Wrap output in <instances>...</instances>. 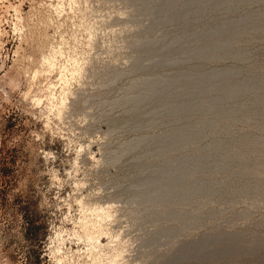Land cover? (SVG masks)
I'll return each instance as SVG.
<instances>
[{
    "label": "rangeland",
    "instance_id": "374dc122",
    "mask_svg": "<svg viewBox=\"0 0 264 264\" xmlns=\"http://www.w3.org/2000/svg\"><path fill=\"white\" fill-rule=\"evenodd\" d=\"M45 263L264 264V0H0V264Z\"/></svg>",
    "mask_w": 264,
    "mask_h": 264
},
{
    "label": "bare ground",
    "instance_id": "6f19581e",
    "mask_svg": "<svg viewBox=\"0 0 264 264\" xmlns=\"http://www.w3.org/2000/svg\"><path fill=\"white\" fill-rule=\"evenodd\" d=\"M57 50V49H56ZM56 52V51H55ZM55 57V56H54ZM51 60H52V58H51ZM54 61V60H53ZM51 63V62H50ZM54 63V62H53ZM79 70V69H78Z\"/></svg>",
    "mask_w": 264,
    "mask_h": 264
},
{
    "label": "trees",
    "instance_id": "16d2710c",
    "mask_svg": "<svg viewBox=\"0 0 264 264\" xmlns=\"http://www.w3.org/2000/svg\"><path fill=\"white\" fill-rule=\"evenodd\" d=\"M45 264H49V263H45Z\"/></svg>",
    "mask_w": 264,
    "mask_h": 264
}]
</instances>
